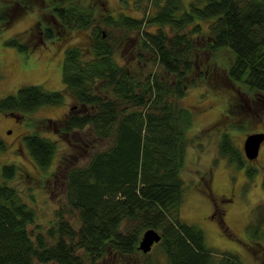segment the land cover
<instances>
[{"label": "trees", "instance_id": "trees-1", "mask_svg": "<svg viewBox=\"0 0 264 264\" xmlns=\"http://www.w3.org/2000/svg\"><path fill=\"white\" fill-rule=\"evenodd\" d=\"M132 1L144 16L99 11L97 0H38L41 15L52 19L38 29L43 39H53L58 28L89 30V43L86 48H65L63 89L24 85L16 94L0 97V114L23 117L44 105H61L68 95L74 99L75 105L61 119L34 118L29 123L34 124L32 131L22 138L33 163L45 171L59 146L56 138L40 133L42 123L53 126V135L66 138L85 131L109 145L99 149L93 140L84 148L89 150L85 164H78L79 155L71 154L55 168L69 205L78 213V230L57 213L59 219L45 231L38 225L31 231L36 213L8 184L19 173L17 165L0 162V264H100L110 251L123 256L138 252V242L149 228L161 236L156 246L166 264H241L235 254L212 261L203 230L180 216L193 115L178 101L197 84L192 75L202 50H230L229 78L264 93V0ZM33 3L0 1V24L7 25L9 14L24 12ZM133 32L141 50L162 67V75L137 79L117 61V50ZM3 44L20 52L29 49L15 36ZM6 148L0 139V153ZM220 154L244 169L247 179L257 174V168L245 166L241 150L226 131L220 136ZM261 186L264 190V176ZM255 214L246 230L259 238L264 203Z\"/></svg>", "mask_w": 264, "mask_h": 264}, {"label": "rangeland", "instance_id": "rangeland-1", "mask_svg": "<svg viewBox=\"0 0 264 264\" xmlns=\"http://www.w3.org/2000/svg\"><path fill=\"white\" fill-rule=\"evenodd\" d=\"M32 1L34 3L28 10L18 12L17 8V11L7 16L11 17L7 25L0 24L3 28L0 33V97L14 95L24 85H41L47 91L63 89L61 64L65 48L88 46L89 30L58 28L53 39H43L38 29L51 23L52 19L48 14L41 15L43 10L38 6V0ZM92 2L89 0V3ZM96 3L99 11L144 16V12L132 0H128L127 4L123 0H97ZM149 29L153 30L154 27ZM14 36L28 45L27 52L3 44L4 40ZM139 46L138 34L131 33L117 50V61L125 64L137 79L145 78L147 74L162 75V67ZM232 59L233 53L228 49L213 53L200 51L197 68L192 75L198 78L197 84L190 86L186 95L178 101L193 115V123L188 131L191 142L186 149L182 170L184 200L180 216L187 223L203 230L206 246L212 251V261L215 263L228 257V254H235L241 264H264V224L258 229L262 231L259 238L251 236L252 232L246 230L255 208L264 203L261 186L264 142L254 161H248L243 152L247 134L264 132V93L252 91L243 83L229 78L227 69ZM203 74L206 79L202 80ZM74 105V99L68 95L63 104L41 106L31 113H25L18 120L0 114V139L7 147L0 153V162L17 165L19 173L8 184L17 188L22 200L36 213L35 223L29 226L31 231L37 230L36 225L45 231L57 222V213L74 229L80 227L78 213L69 205L65 183L55 168L60 160L66 161L64 156L71 154H78V164H85L89 150L84 148L95 140L94 136L82 131L64 138L50 132L53 126L39 125L41 127L38 129H42L40 133L56 138L59 146L54 163L46 171L33 163L22 142L23 136L32 131L34 124L29 126V123L34 118L61 119ZM225 131L241 150L245 166L257 168V174L250 180L244 169L237 168L221 156L220 136ZM95 142L99 149L109 145L108 140L96 139ZM214 209L225 213L222 227L219 219L210 216ZM79 254L83 256V251L79 250ZM99 261L100 264H166L165 256L158 246H154L147 254L138 251L123 256L110 251ZM35 264L56 263L36 261Z\"/></svg>", "mask_w": 264, "mask_h": 264}, {"label": "water", "instance_id": "water-1", "mask_svg": "<svg viewBox=\"0 0 264 264\" xmlns=\"http://www.w3.org/2000/svg\"><path fill=\"white\" fill-rule=\"evenodd\" d=\"M11 116L18 118L15 114H11ZM263 142L264 132H254L246 135L243 142V152L248 161L257 159ZM160 238V234L153 228L146 229L138 242L137 248L142 253H148L152 246L160 241Z\"/></svg>", "mask_w": 264, "mask_h": 264}, {"label": "flooded vegetation", "instance_id": "flooded-vegetation-1", "mask_svg": "<svg viewBox=\"0 0 264 264\" xmlns=\"http://www.w3.org/2000/svg\"><path fill=\"white\" fill-rule=\"evenodd\" d=\"M19 118V117H18ZM18 118H15L16 120H18ZM225 215V213H224V211L222 210V211H217L216 209H214V210H212L211 212H210V216L212 217V218H217V219H219L218 221H219V224L221 225V227H222V223L224 222L223 221V216ZM157 245V243L156 244H154L153 246H152V248L154 247V246H156ZM151 248V249H152ZM151 251V250H150ZM149 251V252H150ZM148 252V253H149ZM145 254H147V253H145Z\"/></svg>", "mask_w": 264, "mask_h": 264}]
</instances>
